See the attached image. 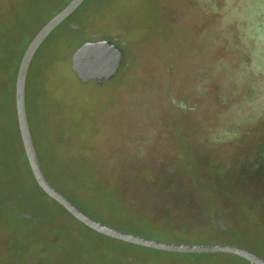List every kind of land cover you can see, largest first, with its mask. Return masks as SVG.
<instances>
[{"label":"rangeland","instance_id":"rangeland-1","mask_svg":"<svg viewBox=\"0 0 264 264\" xmlns=\"http://www.w3.org/2000/svg\"><path fill=\"white\" fill-rule=\"evenodd\" d=\"M66 1L39 3L30 24ZM92 1L98 2L83 32L67 33L63 23L44 40L45 46L54 43L40 50L27 85L28 124L39 161L53 173L50 181L110 227L186 245L239 246L264 258V145L245 154L250 149L229 139L207 147L200 139L202 132L246 131L240 121L264 112V0ZM23 2L0 0L2 32ZM105 37L122 48L124 66L113 81L82 84L71 70V55L86 39ZM248 138L252 148L256 134ZM215 158L229 166L225 174L213 170ZM0 163V264H111L61 238L49 206L59 209L22 184L29 179L24 173L3 157ZM189 168L205 186L216 221L192 185ZM76 189L95 203L66 192ZM110 193L166 230L110 221L101 203ZM171 231L180 238H171ZM118 249L136 255L135 264L236 260Z\"/></svg>","mask_w":264,"mask_h":264},{"label":"trees","instance_id":"trees-1","mask_svg":"<svg viewBox=\"0 0 264 264\" xmlns=\"http://www.w3.org/2000/svg\"><path fill=\"white\" fill-rule=\"evenodd\" d=\"M49 1L50 0H24V2L20 6H18L17 12H14L8 18L9 30H3V32L2 30H0V159H2L3 157L5 163L12 165L11 167L12 170L15 171L18 170L21 176L24 173L26 177L29 178L28 180L24 181L22 184L28 186V188H30L32 191L38 192V194L35 193L36 196L39 197V194L45 196L53 203L54 206H56L59 209V211H57L56 209L54 210L49 206V208L54 212V216L56 220L59 222L60 225L59 228L61 230L60 237L63 238L66 242H70V245H72V247H75L76 249L85 247V249L90 251L94 256L98 257L97 259L104 258L111 264H135L136 262L138 263L140 259L132 253L130 254L129 252H125V251L121 252V250L118 249L119 246H125L133 251L143 250L152 253H160V251H154L107 238L81 224L73 216H71L66 210H64L58 203H56L51 198H49L38 187V185L34 180L28 162L26 160V156L24 154V149L21 142L18 122L16 117V108H15V81H16V75L19 68V64L27 46L29 45L33 37L51 18H53L56 14H58L61 10H63L71 0H67L60 8H57L56 10H53L50 14L46 15V17L42 21L40 20L39 24L31 25L30 23L35 18H37L36 9H38V4ZM96 2L98 1L93 2L92 0L91 1L85 0L68 18H66L60 25H58L49 34L48 37H50L54 33V31L58 27H60L63 23H65L64 31L67 33L68 32L80 33L81 30L83 32L82 27L84 24L83 23L84 19H86L88 12H91L92 8H94ZM76 13L77 15L75 16V21L66 23V21L69 18L73 17ZM23 37H25L24 42L22 40ZM105 38L106 39L104 40L111 39L108 37ZM88 41H98V40L86 39L84 43ZM111 41L114 44H117L114 41V39L113 40L111 39ZM49 42L50 43L47 46H45L42 43L32 58L26 78L25 95L27 92L28 81L29 78H32V74L34 73L36 67L35 66L36 60L40 55V50L42 49V47L48 49L49 47H51L50 44L54 43V42L51 43V40ZM83 44L78 46L73 51V53ZM123 66H124V60L122 63V67ZM114 79L115 78H113L111 81H113ZM253 91L256 92V90ZM240 122L246 124L247 126L246 131L240 132V130H236V128H233L231 129L232 131L229 133L226 134L220 133L213 136L211 135L208 136L207 133L205 135H202L203 134L202 132L200 133V139L203 143L206 144L205 147H207L208 144L211 142L216 144L224 143L227 139H229L235 145L237 144L242 146L245 145L248 150L250 149L249 151L245 149L244 150L245 154H249L253 149L255 150L257 149V151H259L261 146L264 145L263 110H258L256 112L254 111L251 114H248L246 118ZM240 122L239 124H241ZM250 133L256 134V141L255 144L252 146V148L251 146H248L249 143L248 137H250ZM212 158L214 159V157ZM221 162L222 161L219 158L218 159L215 158V160H213L212 163L213 164L212 168L216 173L225 174L228 171L229 166H226ZM40 165L46 178L53 185V183L49 179V176L52 178L54 177L53 173L50 171H48L49 173H46L41 162ZM0 166L5 169L3 163H0ZM189 175H190L191 183L194 186L195 190L203 198V202L207 214L211 215L214 221H216L217 220L216 215L218 212L216 210L211 209L210 207L211 198L207 194L205 195L206 193L205 186L200 182L196 174L191 173L190 168H189ZM74 191L68 190L66 192L72 197H82L84 195L86 196L88 195L90 199H86V200H89V202L92 204L95 203L96 199L90 197L88 193L84 194L79 189H76L75 192ZM60 192L63 193L62 191ZM63 194L66 197H68L72 202H74L73 199H71L68 195H66L65 193ZM103 194L105 195V193ZM104 199L105 200L101 201V203L104 204L105 206L104 209L109 214L108 219L110 221H113L115 223L118 222V225H122L126 228L130 227L131 229L133 228L135 230H141L139 228L148 229V230L151 229L154 231L166 230L160 227L158 224H155L149 221L148 219L142 217L141 215L137 214L136 212H134L128 204L121 201V199L118 197L117 194L115 195L113 193H110L109 195H106V198ZM84 205L86 206V204ZM82 210L84 211V209ZM214 227H216L217 231L224 230L222 227H218V226H214ZM170 233H171L170 234L171 238L174 239L180 238L181 235L180 233L176 231H171ZM161 253H167V252H161ZM185 255H190V254H185ZM210 255H218V254H210ZM221 255H228L229 257H234L236 259L235 263L228 262L227 264H249L248 262L237 256H233L229 254H221ZM193 256H209V255H193Z\"/></svg>","mask_w":264,"mask_h":264},{"label":"water","instance_id":"water-1","mask_svg":"<svg viewBox=\"0 0 264 264\" xmlns=\"http://www.w3.org/2000/svg\"><path fill=\"white\" fill-rule=\"evenodd\" d=\"M85 0H71L69 4L51 18L33 37L27 46L17 71L15 81V108L21 142L26 160L38 187L53 201L58 203L77 221L107 238L134 246L176 254L210 255L229 254L237 256L249 264H264V258L253 251L233 245H186L166 242L128 233L101 223L79 208L68 197L56 189L46 178L30 134L26 104V78L32 58L49 34L68 18ZM123 63L122 50L110 40L88 41L71 56V70L82 83L94 81L103 85L111 81L119 72Z\"/></svg>","mask_w":264,"mask_h":264}]
</instances>
